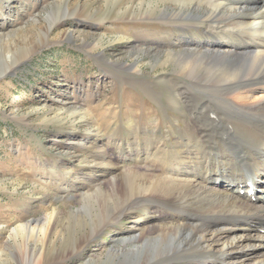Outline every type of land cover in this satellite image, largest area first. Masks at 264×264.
Listing matches in <instances>:
<instances>
[{
	"label": "bare ground",
	"instance_id": "bare-ground-1",
	"mask_svg": "<svg viewBox=\"0 0 264 264\" xmlns=\"http://www.w3.org/2000/svg\"><path fill=\"white\" fill-rule=\"evenodd\" d=\"M153 1L106 0L113 6L110 13L122 18L154 14L161 22L178 23L185 35L177 43L190 35L189 48L166 53L164 61L177 67L176 77L160 74L165 87L157 92L142 78L125 81L110 71L143 89L164 110L171 106L187 115L184 129L172 125L163 136L151 126L146 141L119 144L110 135V158L103 148L101 160L87 162L91 172L110 177L93 192L81 193L76 208L55 206L15 226L0 260L6 254L13 264L64 262L101 232L133 217L136 232L127 231L110 250V264H264V0H157L174 10L144 12V4ZM78 5V0L68 5L72 12L61 11L50 26L84 12ZM98 15L94 21H104ZM211 26L218 28L213 39L220 44L212 40V48L207 43L198 47L192 40L197 33L189 28ZM4 38L0 36V76L28 50L13 52V41ZM131 38L126 34L115 41L137 49ZM119 66L138 67L137 62ZM68 112L87 121L88 132L104 136L103 129L92 128L87 111L75 107ZM218 115L224 117L219 126ZM134 125L132 121L128 128ZM249 182L255 196L248 195ZM244 224L248 229L243 230Z\"/></svg>",
	"mask_w": 264,
	"mask_h": 264
},
{
	"label": "rangeland",
	"instance_id": "rangeland-1",
	"mask_svg": "<svg viewBox=\"0 0 264 264\" xmlns=\"http://www.w3.org/2000/svg\"><path fill=\"white\" fill-rule=\"evenodd\" d=\"M75 2L0 0V36L13 41V52L28 49L0 76V253L15 226L41 217L55 206L63 211L76 208L81 193L93 192L98 183L110 177L91 172L87 163L101 160L98 151L103 148L110 154V135L118 144L142 142L151 126L163 136L172 125L177 130L185 127L183 118L187 115L171 106L164 110L165 105L160 107L143 89L125 81L130 76L139 77L163 92L165 86L158 77L164 73L174 78L177 70L173 63H165L167 50L189 48L185 44L191 42L190 35L185 36L187 42L177 43L185 35L178 23L161 22L154 14L150 18H122L110 13L113 6L106 0H78L75 7L85 11L75 10L77 15L51 27L61 11L72 12L68 5ZM154 9L168 14L174 7L157 0L143 6L144 12ZM97 13L104 21H94ZM217 29L189 28L191 34L197 33L192 40L198 47L207 43L209 49ZM126 34L132 36L137 49L126 41H115L116 36ZM214 43L219 45L220 41ZM135 62L136 70L119 66ZM164 101L168 102L167 98ZM75 107L87 111L92 128L103 129L104 136L88 132V123L80 116H70L68 111ZM223 120L218 115L216 125ZM132 121L135 125L131 129L128 125ZM171 138L176 141L175 136ZM133 221L131 217L109 227L64 262L48 263L110 264V250L120 245L119 239L125 238L127 231L136 232ZM243 227L248 229L246 224ZM3 256L0 264H13L10 257L6 260V254Z\"/></svg>",
	"mask_w": 264,
	"mask_h": 264
}]
</instances>
